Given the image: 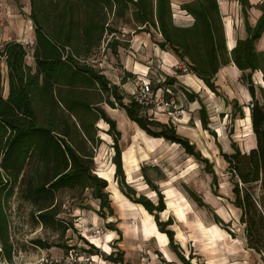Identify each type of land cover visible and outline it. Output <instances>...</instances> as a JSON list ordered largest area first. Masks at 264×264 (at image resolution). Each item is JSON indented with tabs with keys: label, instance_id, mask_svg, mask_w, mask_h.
Instances as JSON below:
<instances>
[{
	"label": "trees",
	"instance_id": "16d2710c",
	"mask_svg": "<svg viewBox=\"0 0 264 264\" xmlns=\"http://www.w3.org/2000/svg\"><path fill=\"white\" fill-rule=\"evenodd\" d=\"M239 2L248 36L238 39L230 50L218 0L183 2L181 10L193 19L189 25L176 23L173 0H30L34 45L30 47L12 39L0 46L1 260L8 264L13 262L15 246L11 242L9 204L16 190L33 206L30 212L35 222L44 228L61 231L63 235L74 228L59 218L57 194L62 190H88L99 201L98 214L102 218L115 215L110 194L106 193L109 183L94 172L93 155L87 154L85 148L73 145L76 139L81 144L79 122L67 118L65 121L70 124L57 116L63 111L73 116L79 110L93 111L98 115L95 122L103 120L108 124L107 132L114 141L113 163L120 192L155 216L161 233L170 239V248L178 253L175 232L169 229L173 220H160V213L167 209L164 196L157 192L158 201L152 202L127 183L119 146L122 134L117 130V122L105 110L94 109L93 104L81 101L77 92L80 88L97 89L103 102L114 109H124L129 119L151 137L178 144L188 155L205 163V171L213 175L215 194L219 195V176L215 174L214 165L203 157L196 145L182 137L172 124L165 125L143 115L140 105L133 99L125 102L120 88L110 85L105 74L88 64L87 60L103 46L118 57L119 48L124 46L117 35L122 34L124 28L133 34L150 35L160 50L173 53L186 66L187 73L204 81L219 97H222L216 81L219 72L233 64L242 73L241 79L252 96L248 107L256 147L243 153L238 143L232 140L233 152L221 151V156L228 164L227 174L232 184L233 199L229 202L241 211L239 222L244 226L247 246L264 257V89L253 80V75L260 72L264 80V51L256 47L264 36V0L258 6H253L249 0ZM253 8L261 12L255 25L251 24L249 17ZM31 55L35 68L27 63ZM165 83L173 85L176 79L166 76ZM189 98L195 99L191 95ZM233 112V122L245 118L238 101L233 105ZM41 113L48 114L49 126L38 123ZM199 113L204 128L210 130L206 107L201 106ZM60 120L64 123L62 128L58 125ZM83 133L88 142H94L95 148L100 146L95 132ZM212 134L215 136L216 133ZM147 182L157 191L154 183L149 179ZM191 196L199 206H206L196 193L191 192ZM213 216L215 222L234 237L235 233L229 230L231 224L216 214ZM112 224L108 223L110 230L122 236ZM84 242L88 244L85 239ZM31 243L44 250L56 247L41 239H32ZM61 247L65 253L75 249L73 246ZM81 250L91 255L99 254L94 245L90 251ZM180 257L186 261L184 256ZM107 260L129 264L121 253H111Z\"/></svg>",
	"mask_w": 264,
	"mask_h": 264
},
{
	"label": "rangeland",
	"instance_id": "374dc122",
	"mask_svg": "<svg viewBox=\"0 0 264 264\" xmlns=\"http://www.w3.org/2000/svg\"><path fill=\"white\" fill-rule=\"evenodd\" d=\"M185 1L188 0H173L175 20L178 25L191 24V19L182 13L183 10H181V3ZM260 1L261 0H250L252 4H258ZM230 2L229 16L235 24L236 34H238L239 37H243L245 33L242 32L244 29V18L241 13V6L237 0H230ZM5 9V12L0 13V46L6 43L8 39H20L22 40V43L24 42L26 45L32 47L35 43V34L34 26L30 19V0H6ZM249 14L251 23L254 24L258 18L259 11L252 9ZM117 37L122 41L124 46L119 48L118 57L115 56L110 49L105 50L103 46L102 50L97 51L87 60V62L97 71L105 74L110 85H118L121 93L125 96V102H130L131 94L143 82H150L154 88H157V86L163 84L162 79L166 78V76H175L178 78L181 72L187 73L186 66L179 63V61L178 64H175L176 66H173L175 68L170 69L168 67V69L171 70L169 72L167 70V65L163 62V54L161 58L158 56V53L155 52L157 47L153 42H151V40H149V36L145 34L135 35L130 33V30L124 28L122 30V34H118ZM144 39L149 41L145 42ZM257 49L264 50V37L257 43ZM139 54H141V57ZM138 66H140L141 69L136 68ZM168 72L171 74H168ZM220 78L224 81V87H219L222 97L232 99V96L237 95V97L241 99L243 106H248L250 101H248L247 104L245 103L246 99L243 94L244 86L240 81L239 72L231 67H228L220 73ZM259 78V74L253 75V80H255L256 83L260 82ZM157 80H159V82ZM77 92L80 98L84 99L87 103L89 102L93 104L94 109H106L109 111V116L114 117L118 121L121 120V112L110 111L109 108L111 107L106 102L99 104V102L103 101V96L97 90H77ZM200 94L206 105V112L208 113V119L210 121L209 128H211L213 132H216L217 139L221 142V144H223L224 149L228 150V137L232 134L234 136L233 138L244 150H246V148L251 145L250 142L252 139V136L250 135L251 132L249 130V128L252 130L250 123L247 125L240 119H237L234 123L231 120V114L234 113L232 112L231 105L225 106L224 102H222V98L211 95L205 90H203ZM111 100L115 101L113 99ZM220 103L222 104L219 105ZM199 109V104H195L193 107L189 108H186L185 106L182 107V110L184 111L183 115L179 116L178 120H174L176 123L175 126L178 127L179 125L187 124V127H190V131L188 132L190 134L191 141L196 144L198 149H201L206 156H209L212 162H214L215 170L218 175H220V191L223 195H229L230 187L228 179L224 174L227 164L220 158L219 149L213 136L209 132L205 131L201 124L199 129L195 128L196 122H198L200 118L198 113ZM248 111L249 109L246 108L247 114L249 113ZM78 115L82 118L79 119ZM57 116L62 117V120L64 121L69 118L79 122L81 144L76 139V143H73V145L76 144V147L80 146L83 150L85 148V152L87 154H92L93 163L95 164L94 172L99 175L102 170H105L100 174L105 177L108 170L113 166V163H110V161L112 162L111 159L114 155V151L111 147L112 139L106 135V132L102 131L105 130V128H109L107 123L103 120L95 122L98 115L93 111L86 113L79 110L73 116H70L66 111H63ZM46 117H48V114H39L38 123L40 125L43 124L49 126L51 121ZM159 118H162L163 121H166L165 118H168V121L166 122L172 123V119L168 115ZM62 120H60V123L58 124L59 128L64 127ZM65 122L71 124L70 121ZM91 123H94V125L91 126ZM83 131L87 134L88 132H95L96 139L101 143L103 142L100 139L101 137L104 141L110 143L103 142L100 148H95L93 141L88 142L86 140ZM188 132L183 129L181 133L186 135ZM134 133H136L135 130L132 134H126L125 138L121 139L120 147H122V149H125L130 143L132 145L135 136ZM71 138H74V136ZM151 141L152 140H150V142ZM151 144L152 149L148 150L141 141H136V144L133 145L136 155L139 156L141 154H145L141 153L144 151L148 152L149 159L146 162H148L149 165L161 166L167 173V179L174 183L177 190L183 192L185 186L191 187L193 190L197 191L204 198V201L213 207V209L216 210L220 207V214L226 221H229L230 217L233 219L236 214L234 211H230L231 209L226 205V201L221 197H214L211 189V176L203 171V166L201 164L189 157L180 147L169 144L167 145L161 142H152ZM143 181L144 180H141L140 182L143 183ZM164 191L172 192L170 188L165 189ZM109 192L113 194V198L111 196V199L113 207L116 210V216L105 219L102 218V215L98 214L99 201L95 200L90 195V191H81V189H65L60 191V193L57 194V202L59 210L61 211L59 218L74 228L67 231L63 235L61 231H54L48 227L44 228L35 222L31 217L30 212L33 206L30 202L22 199L16 190V193L13 195L9 204V212L11 215V242L15 246L14 256L12 259L13 262L11 264H89V259L92 258L96 262L93 264H115L110 260H107V257L111 253L123 254L126 262L129 264H141L142 256L140 251H144V256L149 255L153 259H156L157 254L162 263L165 264V256L157 247L156 242L149 243L141 241L138 245H131L130 243L124 241L125 237L123 236V232L122 236H120L110 230L108 223L113 222L112 225H115L114 227L116 228V220L122 222V225H126V221H133L136 219L139 222V218L141 217L146 218V220L150 223L152 222V219H150V217H148L140 208L135 209L131 206H121L123 210L122 217H125V221H123V219L121 220L119 218L121 217V213L118 211L120 203L117 201L112 187L109 189ZM143 192L145 193V191H142V193ZM187 203L188 201H186L185 198L183 207L185 209V216L183 220H186V215L189 211H191V214L188 216L187 223L186 225L178 223V231H182L185 238L188 240L187 250H183L181 247L183 253L190 254V261L193 264H227L225 255H221L217 259L212 258V256L206 252L208 238L206 239L205 236H203L204 234L202 235V232L204 230V226L209 227L213 223L211 212L204 207H198L192 200H190V203L193 209L189 210V207H186V205L189 204ZM180 212L181 211H179V215L182 216ZM162 218L165 219L163 216L161 219ZM128 228L129 227H126L125 230L129 231ZM232 228L236 229L238 234L240 233L239 228H237L236 225ZM136 229L138 228L134 226L132 232L135 233ZM214 229L217 233H220L217 231L215 226ZM101 231H104L105 235L98 233ZM108 236H110V244L105 241ZM177 238L185 243L181 233H178ZM32 239H41L43 242L56 245V247L44 250L32 244ZM84 239L88 242V244L84 242ZM195 241L199 243L195 244ZM94 242L103 244L102 246L104 247L106 253L103 252L102 249ZM176 244L177 247H180L181 245L179 241H177ZM62 245L69 247L73 246L76 248L72 258L70 256L68 257L67 253L64 252L65 250L61 247ZM91 245L98 248L101 255L92 256L89 253L87 254L84 252L80 254V256L76 255L77 252L80 253L79 249L90 251ZM109 245L111 247H109ZM225 245L226 248L229 247L232 252L242 250V244L240 241H234L231 242V244ZM222 247L224 248L225 246ZM67 257L70 258V262H68L69 259ZM154 263L159 264V260H156ZM0 264L8 263L0 259Z\"/></svg>",
	"mask_w": 264,
	"mask_h": 264
},
{
	"label": "crops",
	"instance_id": "0c3cea01",
	"mask_svg": "<svg viewBox=\"0 0 264 264\" xmlns=\"http://www.w3.org/2000/svg\"><path fill=\"white\" fill-rule=\"evenodd\" d=\"M218 1L220 3V7H221V14H222V16L224 18L225 34L227 36V47H228V49L232 50V48L235 46L236 41L238 39H243V38H246L248 36V33H246V28H245V21H244V29L242 31L245 34L243 35V37H239L238 34H236L235 24L233 23L232 19L229 16L230 3H231L230 0H218ZM262 1L263 0L258 2V4L261 3ZM237 2H239V0H237ZM249 2H250V0H249ZM250 3L252 4V2H250ZM239 4H240V2H239ZM258 4H252V5L253 6H258ZM240 6H241V4H240ZM253 9H255V8H253ZM255 10H257V9H255ZM257 11H259V15H258V18H259L261 12H260L259 9ZM182 13L187 15L185 11H182ZM241 13H242V7H241ZM249 13H250V11H249ZM242 15H243V13H242ZM249 16H250V14H249ZM258 18L256 19L254 24H252V23L251 24L255 25L257 20H258ZM192 22H193V19H191V23ZM250 22H251V20H250ZM141 34H144V33H141ZM135 35H138V34H135ZM145 35H147V34H145ZM147 36H149L148 38H149V40H151V36L150 35H147ZM10 40L11 39H8V41H10ZM149 40L144 39L145 42L149 41ZM18 41L21 42L22 40L19 39ZM151 42H153V41L151 40ZM155 46L157 47V45H155ZM256 47H257V44H256ZM155 52L158 53V56L160 58H161V56L163 54V56H162L163 62H164L165 65H167V70L169 72L171 71L170 69L175 68V67H173V66H176L175 64H178L179 60L173 53H171L169 51H162V50L159 49V47H157V50H155ZM139 56L141 57V54H139ZM27 63L32 68H35V62H34V58H33L32 55L28 57ZM140 66H138L136 68L141 69ZM168 67L170 69H168ZM228 67H231L232 69L237 70V72H239L240 81L243 83V86H244L243 94H244L245 99H246L245 103L247 104L248 101L251 102L252 101V96L250 95V93L248 91L247 84L245 82H243V80L241 79L242 78V73L233 64H230V66H228ZM228 67L223 68L219 72V74L217 75L216 81H217L218 87H222V86L224 87V81L221 80L220 73H222V71H224V69H226ZM169 72H168V74H171ZM256 74H259L260 82L259 83L255 82V84L257 86L261 85L263 87V89H264V80L262 78V73L260 72V73H256ZM169 77H171V76H169ZM172 77L176 79V83L173 84V85H170V84H166V85H169V86H171L173 88L174 98L176 99V102H177V104L180 107H184L185 106L186 108H189V107H193L195 104H197V105L199 104L200 108H201V106L206 107V105L204 103V100H203V97L200 94L203 90H205L207 93H209L211 95L219 97L214 92L213 93L211 92V90L206 86L204 81L200 80L198 77H196V76H194L192 74L184 73V74H181L178 78L175 77V76H172ZM163 79H166V78H163ZM157 81L159 82V80H157ZM161 85H163V84H161ZM6 87H7V85H6ZM80 90H83V89L80 88ZM95 90H97V89H95ZM219 92H220V88H219ZM7 93H8V91H6V96H7ZM190 95L195 98L194 101H192L189 98ZM78 98L81 101H84V99L80 98L79 94H78ZM165 98L168 99L169 95L166 94ZM219 98H222V102H224L225 106L226 105L227 106L231 105L232 112H233V105H234L235 101H238L239 105H241L243 107V112H245V118L244 119H240V120L242 122H245L247 125H249V123L251 125L250 108L248 106H243V103L241 102V99H239L237 97V95L232 96L231 97L232 99L225 98V97H219ZM225 99L228 101V104L226 103ZM84 102H86V101H84ZM104 102L103 101L99 102V104L104 103ZM221 104L222 103H220L219 105H221ZM246 108L249 109V111H248L249 113L248 114L246 112ZM101 109H103V108H101ZM109 109H110V111L119 112V113L121 112L120 114H122V117H121L120 121H118L114 117L110 116L112 119H114L117 122V130L119 132H121V134H122L121 135V139H124L126 134H132V132L134 130L136 131V133H134L135 136H134V141L132 142V145L130 143L129 145L126 146L125 149H122L123 169H124V174H125V178H126L127 183L136 191V193H138L139 195H144V196L148 197L152 202H155V203H157V201H158V193L157 192L162 193V195L164 196V202H165V206H166L167 209L164 212L160 213V220L162 222H167L170 219L173 220V223H172L173 225H171L169 229L173 230L175 232V239H177V241H179L181 245H180V247H178V253L173 251L172 248H170V239H168V237H167V235L165 233H163V232L161 233V231L159 229V225L157 224V222L155 220V216L152 215L153 216L152 217L151 214L141 204L133 203L127 196H125L123 193L120 192L118 182H117V180L115 178L116 165H115V163H113V157L115 155V150H114V148L112 146L114 144V141H113V137L111 135H109V133L107 132L109 128L108 129L105 128V130H102V131L106 132V135L109 138L112 139L111 147H112V149L114 151V155H113V157L111 159L112 162L110 161V163H113V166L108 170V172L106 173L105 177L100 175L101 172L105 171V170H102L99 175H98V173H96V175H98L100 178L105 179V180L108 181L109 185H108V187L106 189V193L108 192V194H110V198H111V196L113 194H111V192H109V189L112 187V189L114 191V194H115V196L117 198V201L120 203V208H118L119 209L118 211H120V213H121V217H119L121 220L123 219V221H125V217L124 216L122 217L123 210H122L121 206H131V207H133L135 209L140 208L146 213V215L148 217H150V219H152L151 223L148 222L146 220V218H142V217L139 218L140 219L139 222L136 219H134L133 221H131V220L130 221H126L127 222V224H126L127 226L126 225H122V222H119L118 220H116V225H117L116 228H118L121 231V233L123 232V236L125 237L124 241L130 243L131 245H136V244L138 245L139 243H141V241H145V242H149V243L150 242H156L157 247L159 248V250L163 253V255L168 260H171V261L174 260V261H177L179 263H184V264H187L186 261H188V262H190V264H193L190 261V257H189L190 254L189 253L184 254L182 249H181V247H182L183 250H187L188 240L185 238V236L182 233V231H180V230L178 231V227H179L178 223L183 224V225H186V223H187L188 216L191 214V211H189V210L193 209V207L191 206V203H190V200H192L198 207H200V208L204 207L205 209H207L208 211L211 212L213 223L209 227H206V226L203 227L204 230L202 232V235L204 234L203 236H205L206 239L208 238V242H207L208 246H207L206 252L209 255H211L212 258H217L218 259L219 256L225 255L226 260H227V264H264V257L261 254L255 252L253 249H251V248L249 249L248 246H247V239H246L245 234H244V226H242L240 224V222H239V218H240V215H241L240 209L236 208L235 206H233L229 202V200L233 199V191H231L232 190V184L230 183V177L227 174L228 164L225 161V159L222 158L221 151L223 153H228V154L233 152V147H232V144H231L232 140L234 142L238 143L233 138L234 136L232 134H230V136L228 137L229 138V146H228V150H225L224 147H223V144H221V142L218 141L217 134H215V136H214L212 134L213 131L211 130V128H210V130H207V129L204 128V126L202 124L201 113H199L200 112V109H199L198 113L200 115V118H199V121L196 122L195 128L199 129L200 124H201L202 128L205 129V131L209 132L213 136V138L215 140V143L217 144L218 149H219L220 158L223 159L225 161V163L227 164V168L224 171V174H225V176L228 179V183H229V187H230L229 188V191H230L229 195H223L221 193V191H220V185H221L220 184V175H218L217 171L215 170V164H214V162H212L210 160L209 156H206L202 152L201 149H198L197 145L195 144L196 147H197V150L202 153L203 157L208 159V160H210V162L214 165L213 169L215 171V174H217L219 176L218 190H217L219 192L218 193L219 195L215 194V191L213 189V175H211V174H209V173H207L205 171V163H203L201 161L199 162L194 157L188 155L185 152L189 157L193 158L199 164H201L203 166V171L206 174L211 176V189L213 191L214 197L215 198L221 197L222 199H224L226 201V205L229 206V208L231 209L230 211L231 212H233V211L235 212L236 215H234L233 219L230 217V220L226 221L223 218V216L220 214V207L218 209H216V210L213 209V207H211L209 204H207L204 201V198L197 191L193 190L191 187L185 186L183 192H180L179 190H177V188L174 186V183L171 180L167 179V173H166L165 170H163V168L161 166H159V165H149V163L146 162L149 159L148 152H145V151L141 152V153H145V154H141V155L138 156V155H136L135 148L133 146L134 144H136V141L137 142L141 141L143 143V145L148 150L152 149V144H151L152 142H161V143H165L167 145L169 144V145H172V146H176V147L182 148L180 145L172 143L169 140L166 141L163 138H155L153 136L151 137L145 130H142L138 126V124H135L134 122H132L129 119V117H128V115H126V112H125L124 109H122V108L114 109L112 107L109 108ZM103 110H105V112L108 115L109 111L106 110V109H103ZM206 111H207V109H206ZM232 115L233 114H231V120H232ZM165 116H167V115H158L156 119L154 117H151L150 119L157 120V121H159V122H161V123H163L165 125L172 124L177 129L178 133L182 137L184 136V137L188 138L190 140V142L192 144H194L191 141V139H190V134L188 132V131H190V127H187V124L179 125L178 127H176L175 126L176 123L174 122V120H172V123H169V122H166V121H168L167 120L168 118H165L166 121H163L162 118H159V117H165ZM78 118L80 119L82 117L78 115ZM236 120L234 121V123L236 122ZM247 120H249V121H247ZM208 121H209V119H208ZM209 124H210V121L208 123V128H209ZM183 129L187 130L188 133L186 135L181 133ZM155 130H157V129H155ZM249 130L251 132L250 135L252 136V139H251V142H250L251 145L249 147H247L246 150H244L241 147V145L238 143V145H239V147H240V149H241V151L243 153H247L248 151H250L251 149H254L256 147L255 135H254L253 129L251 130V128H249ZM214 133H216V132H214ZM231 137H232V139H231ZM100 139L104 143L105 142L106 143H110V142L104 141L102 139V137ZM150 140H152V141L150 142ZM148 141H149V143H148ZM120 142H121V140H120ZM120 142H119V146H120ZM101 144H100V146H101ZM100 146L97 147V148H100ZM183 150L185 151V149H183ZM146 177L152 183H154V185L157 187V191L153 190L150 187V185L147 182ZM141 180H144L143 183L140 182ZM169 188L172 190V192H170V191L169 192H165L164 191L165 189H169ZM141 190L145 191V193L144 192L142 193ZM191 192L196 193L202 199V201L204 202V204L206 206H204V205L203 206H199V204L192 198ZM182 197H184V198H182ZM112 198H113V196H112ZM185 198H186V201H188V203H189V204L187 203L189 206L186 205V207H189L188 208L189 212L186 215V220H183V218L185 216L184 215L185 214V209L183 208L184 207ZM112 207H113V202H112ZM113 210H115L114 207H113ZM179 211H181L180 213L182 214V216L179 215ZM214 214L218 215L224 222L231 224L229 230L232 233L233 232L235 233L234 237H232L231 234L227 230L223 229L218 223L215 222L214 216H213ZM115 216H116V210H115V215L113 217H115ZM162 216L165 217V219H163V218L161 219ZM235 225L237 226V228H239V232H240L239 234L237 233L236 229L232 228L233 226L235 227ZM134 226L138 228V229H136L135 233L132 232ZM214 226L217 229V231L220 232V233H217L215 231ZM126 227H129L128 228L129 231L125 230ZM114 232L116 233V235H119L117 231H114ZM178 233L182 234L185 243H183L182 240H179L177 238ZM127 235H128V237H127ZM107 239H105V241L107 243L109 242V244H110L111 243L110 236H108ZM234 241L235 242L240 241V243L242 244V250H239L238 252H236V251L232 252V250L229 247L226 248L225 244L228 245V244H231V242H234ZM198 243L199 242L195 241V244H198ZM95 244L97 246L100 245V243H95ZM193 246H194V244H193ZM222 246H225V247L223 248ZM109 247H111V246L109 245ZM181 255L185 257L186 261H183L181 259V257H180Z\"/></svg>",
	"mask_w": 264,
	"mask_h": 264
},
{
	"label": "built area",
	"instance_id": "2783aa9c",
	"mask_svg": "<svg viewBox=\"0 0 264 264\" xmlns=\"http://www.w3.org/2000/svg\"><path fill=\"white\" fill-rule=\"evenodd\" d=\"M5 8H6V0H0V13L5 12L6 10ZM165 80L166 79H163L162 80L163 85H160L157 88H154L152 83L150 82H143L131 94V99H133L134 102L140 105L142 109V114L149 118L154 117L156 119L158 115H169V117L172 120H178L179 116L183 115V110H182V107H180L177 104L176 99L174 98L173 88L169 85H166ZM166 94L169 95L168 99L165 98ZM249 104L250 103H248V105ZM98 233L105 235L104 231H101ZM75 250L76 248L68 250V252H66L68 257L70 256L72 258ZM79 250H80V253L77 252L76 254L77 256H80V254L84 252L81 249ZM140 254L142 256L141 264H157V263H154L156 260H159V264H163L157 254H156V259H153L149 255L144 256V251H140ZM93 255H101V254L99 252V254H93ZM68 259H69L68 262H70V258ZM165 259H166L165 264H184V263H179L174 260L172 261L168 260L166 257ZM93 263H96L95 260H93V258L89 259V264H93Z\"/></svg>",
	"mask_w": 264,
	"mask_h": 264
},
{
	"label": "bare ground",
	"instance_id": "6f19581e",
	"mask_svg": "<svg viewBox=\"0 0 264 264\" xmlns=\"http://www.w3.org/2000/svg\"><path fill=\"white\" fill-rule=\"evenodd\" d=\"M110 175H111V174H110ZM110 180H111V179H110ZM102 245H103V244H100L98 247H100V248L102 249V251L106 253V251H105V249H104V247H103Z\"/></svg>",
	"mask_w": 264,
	"mask_h": 264
}]
</instances>
